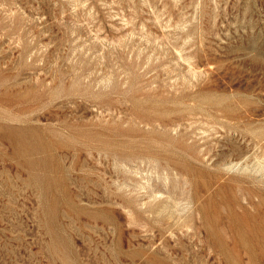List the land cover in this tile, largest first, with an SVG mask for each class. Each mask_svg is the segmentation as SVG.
Masks as SVG:
<instances>
[{
    "label": "rangeland",
    "instance_id": "obj_1",
    "mask_svg": "<svg viewBox=\"0 0 264 264\" xmlns=\"http://www.w3.org/2000/svg\"><path fill=\"white\" fill-rule=\"evenodd\" d=\"M0 88V264H264V0H0Z\"/></svg>",
    "mask_w": 264,
    "mask_h": 264
},
{
    "label": "bare ground",
    "instance_id": "obj_2",
    "mask_svg": "<svg viewBox=\"0 0 264 264\" xmlns=\"http://www.w3.org/2000/svg\"><path fill=\"white\" fill-rule=\"evenodd\" d=\"M2 69V68H1ZM195 71V70H194ZM3 72H5V70L3 71ZM11 78H12V76H11ZM12 82V81H11ZM16 82V81H15ZM6 85V84H5ZM11 85V84H10ZM16 85V84H15ZM4 86V85H3ZM3 86H1V87H3ZM6 88V87H5ZM8 88V87H7ZM11 89H12V85H11V87H10ZM1 89V88H0ZM4 89V88H3ZM14 89V88H13ZM5 91V90H4ZM7 91V90H6ZM5 93V92H4ZM2 94V93H1ZM3 95V94H2ZM1 96V95H0ZM8 96H6V98H7ZM10 98V97H9ZM25 100V99H24ZM2 101V100H1ZM6 101H8V100H6ZM18 103V102H17ZM8 104V103H7ZM11 104V103H10ZM13 104V103H12ZM2 105V104H1ZM4 106V105H3ZM1 107V106H0ZM8 107V106H7ZM3 108V107H2ZM9 108V107H8ZM12 112V111H11ZM12 113H14V112H12ZM192 113V112H191ZM189 114V113H188ZM189 117H191V116H189ZM201 117V116H200ZM1 118V117H0ZM192 118V117H191ZM230 118V117H229ZM205 119V118H204ZM207 121V120H206ZM11 122V121H10ZM187 122H189V121H187ZM200 121H198V123H199ZM197 123V124H198ZM3 124V123H2ZM5 124V123H4ZM194 124V123H193ZM211 126V125H210ZM8 127V126H7ZM208 127V126H207ZM217 127V126H216ZM209 128V127H208ZM215 130V129H214ZM8 133H10L9 131H8ZM7 133V134H8ZM11 134V133H10ZM15 136V135H14ZM10 139V138H9ZM13 139H15L14 137H13ZM12 139V140H13ZM256 140H258V139H256ZM14 143V145H15V142H13ZM257 143H259V142H257ZM263 143V142H262ZM255 146V145H254ZM230 154V153H229ZM143 162H144V160H142ZM123 162V161H122ZM125 163V162H124ZM120 164H121V162H120ZM121 166H122V164H121ZM126 166H127V163H126ZM123 169H124V167H122ZM127 170V169H126ZM164 170V169H163ZM19 171V170H18ZM166 172V171H165ZM21 173H22V171H21ZM22 175V174H21ZM9 177V176H8ZM166 177V176H165ZM166 179V178H165ZM167 180V179H166ZM138 183H140V182H138ZM145 184V183H144ZM143 184L141 183V187H143L142 186ZM145 187V186H144ZM155 193V192H154ZM151 195H153L152 193H151ZM149 196H150V194H149ZM155 198V197H154ZM141 200H143V199H141ZM152 200H153V198H152ZM142 203V202H141ZM142 205V204H141ZM87 254V253H86Z\"/></svg>",
    "mask_w": 264,
    "mask_h": 264
}]
</instances>
